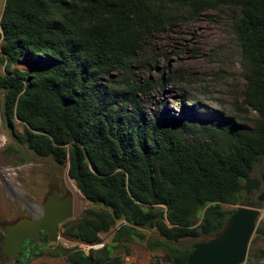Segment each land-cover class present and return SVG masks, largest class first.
I'll list each match as a JSON object with an SVG mask.
<instances>
[{
	"label": "trees",
	"instance_id": "trees-1",
	"mask_svg": "<svg viewBox=\"0 0 264 264\" xmlns=\"http://www.w3.org/2000/svg\"><path fill=\"white\" fill-rule=\"evenodd\" d=\"M161 1L191 17L221 7L236 11L232 28L244 79L237 110L243 119L256 114L253 130L237 118L141 110L140 94L164 80L127 78L145 39L166 25ZM0 28L1 118L13 137L8 154L21 163L31 153L68 166L89 205L63 224L65 236L91 245L114 230L110 245L91 251L94 264H124L113 250L137 241L163 252L168 264H188L192 246L178 242L221 230L237 210L224 206L262 207L244 185L249 169L261 170L264 160V0H6ZM22 61L37 66L13 68ZM260 176L264 186V171ZM49 245L46 233L29 241L19 264ZM84 257L68 256L70 264Z\"/></svg>",
	"mask_w": 264,
	"mask_h": 264
},
{
	"label": "rangeland",
	"instance_id": "rangeland-1",
	"mask_svg": "<svg viewBox=\"0 0 264 264\" xmlns=\"http://www.w3.org/2000/svg\"><path fill=\"white\" fill-rule=\"evenodd\" d=\"M5 2L0 0V20ZM159 4L166 16V25L162 31L145 39L144 48L131 61L127 78L131 83L139 84L149 80L157 82L160 78L164 80L161 86L140 94L141 110L146 115L164 111L169 117H182V109H185L187 115L193 114L204 120L237 118L240 126L253 130L256 114L243 119L237 110L244 99V79L240 63L241 49L232 28L236 11L221 7L191 17L188 9L173 7L164 1ZM1 42L0 28V50ZM36 66L35 62L22 61L13 68L29 72ZM3 100V93L0 92V252L5 236L3 227L22 218L41 215L44 201L54 189L73 195L74 217L68 222L77 221L89 205L69 178L68 166L60 167L52 160L39 159L31 153H28L29 160L21 163L17 154H8L7 148L11 146L13 137L2 123ZM16 129L23 133L21 123L17 122ZM185 138L196 142L189 135H185ZM259 166L261 170L252 171L250 177L261 182L264 160ZM263 191L264 186L251 196L254 201L262 197ZM260 203L262 207L256 209L263 213V217L245 264H264V199ZM237 208L224 206L229 211ZM113 234L114 230L103 233L102 242L110 245ZM60 236L56 243H50L33 256L30 264H70L68 256L80 252L72 240L65 241L64 225L60 228ZM207 240L204 237L182 240L178 245L192 246ZM62 250L69 251V255H60ZM88 253L90 256L91 251ZM113 254L123 258L124 264H168L163 252H151L144 242L139 241L118 244ZM0 264H19V260L18 257L4 258L1 255Z\"/></svg>",
	"mask_w": 264,
	"mask_h": 264
},
{
	"label": "water",
	"instance_id": "water-1",
	"mask_svg": "<svg viewBox=\"0 0 264 264\" xmlns=\"http://www.w3.org/2000/svg\"><path fill=\"white\" fill-rule=\"evenodd\" d=\"M261 160L259 161L260 165ZM252 170L249 169V174ZM262 189V183L250 176L245 177L244 191L247 197ZM263 196L259 202L263 201ZM263 213L256 208L239 206L227 220L225 226L208 237L205 242L192 245L193 254L188 264H245L249 248ZM74 217L73 195L60 196L55 189L44 201L42 214L19 219L3 227L4 238L2 255L4 258H17L23 252L25 243L37 240L46 233L49 243H56L60 236L61 226ZM77 264H94L86 256Z\"/></svg>",
	"mask_w": 264,
	"mask_h": 264
},
{
	"label": "built area",
	"instance_id": "built-area-1",
	"mask_svg": "<svg viewBox=\"0 0 264 264\" xmlns=\"http://www.w3.org/2000/svg\"><path fill=\"white\" fill-rule=\"evenodd\" d=\"M125 224V222H121L118 224L117 226V229L121 226ZM59 239H61V236H59ZM65 241H68L70 242L71 240L74 242L75 245H77V250L79 252H83L85 255H88L89 251H97V250H101L102 248H104L105 244L103 242L101 243H98V244H86L80 240H77L75 238H72V237H68V236H65L64 237Z\"/></svg>",
	"mask_w": 264,
	"mask_h": 264
},
{
	"label": "flooded vegetation",
	"instance_id": "flooded-vegetation-1",
	"mask_svg": "<svg viewBox=\"0 0 264 264\" xmlns=\"http://www.w3.org/2000/svg\"><path fill=\"white\" fill-rule=\"evenodd\" d=\"M55 190V189H54ZM60 191V196L61 197H65L67 194H65V192L63 190H59ZM52 193V192H51ZM14 223V222H13ZM29 242V241H28ZM26 242L25 245L28 243ZM86 256H89V255H86Z\"/></svg>",
	"mask_w": 264,
	"mask_h": 264
}]
</instances>
